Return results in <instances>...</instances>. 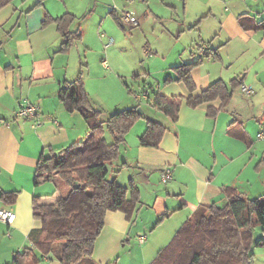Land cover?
I'll list each match as a JSON object with an SVG mask.
<instances>
[{"label": "crops", "instance_id": "1", "mask_svg": "<svg viewBox=\"0 0 264 264\" xmlns=\"http://www.w3.org/2000/svg\"><path fill=\"white\" fill-rule=\"evenodd\" d=\"M142 1L145 4L146 0ZM119 3L122 0H12L0 8V208L11 207L16 212L12 225L0 221V264L10 263L16 252L30 246V230L45 224L44 219L34 216L35 209L51 205L43 187L46 181H35L40 157L59 152L79 140L82 129H88L82 115L68 111L59 97L62 83L74 80L81 67L71 51H60L62 34L54 20L45 24L44 17L49 14L54 19L71 13L76 16L71 29L77 30L100 16L101 27L109 23L121 36L118 25L122 11L138 16L144 6L139 10L125 0L119 9ZM240 16H247L250 28L242 26ZM175 21L173 25H179V30L172 26L175 35L193 34L194 50L183 54L186 46L177 45L170 53L173 62L167 61L166 54L152 53L149 57L161 58L165 75L149 84V64L135 81L140 100L150 112L156 111L149 119L160 121L167 130L158 147L140 144L139 137L147 128L142 119L126 135V144L120 149L122 161L113 163L119 170L115 178L125 186L133 180L140 199L131 219L123 211L106 214L94 250L98 262L116 258V264H149L199 205L223 204L227 186H235L250 197L264 190V175L250 146L251 131L258 129L252 118L264 108V0H183L182 17ZM81 31L83 50L90 44V32L87 26ZM198 57L201 62L191 72L194 91L181 81L164 82L167 77H178L173 67ZM87 70L89 76L90 63ZM236 77L254 90L253 96L247 98L238 88L225 107L220 98L196 106L184 100L176 122L152 107L154 90L167 96H198L212 82L223 79L229 83ZM84 84L91 95L90 79L85 78ZM23 98L39 106L36 119L16 116ZM139 104L132 102L133 106ZM118 107L111 111L121 109ZM166 166L172 168L173 178L163 182L161 173ZM9 192L15 194L14 201L4 198ZM57 192L56 188L54 206ZM36 196L39 202L34 205ZM41 260L59 264L56 258Z\"/></svg>", "mask_w": 264, "mask_h": 264}, {"label": "trees", "instance_id": "2", "mask_svg": "<svg viewBox=\"0 0 264 264\" xmlns=\"http://www.w3.org/2000/svg\"><path fill=\"white\" fill-rule=\"evenodd\" d=\"M11 1L0 0V8ZM246 17L240 16V23L250 28ZM51 20L56 22L63 37L60 51L69 52L73 44L83 38L81 29H71L76 16L64 13L53 19L46 14L44 23ZM119 23L122 24V21L119 20ZM200 62L201 57H198L192 63L173 67L178 77H167L165 82L181 81L190 92L194 91L196 86L191 72ZM243 84V79L238 77L229 83L218 79L200 95L188 97L167 96L154 90L151 103L176 122L184 100L196 106L220 98L225 107ZM59 97L68 111L82 115L88 131L84 137L59 152L40 157L35 172L36 183L52 181L57 189L64 188V191L55 201L54 216L44 226L30 230L28 240L31 245L16 252L8 264H37L44 257L56 258L59 264H100L94 257V250L105 226L106 214L123 211L131 219L140 199L133 180L125 186L111 176L112 165L119 159L126 135L144 116L138 111L140 106L117 110L104 117L103 111L94 106L85 88L82 68L74 80L62 83ZM105 129L111 132L113 143L106 140ZM166 130L167 126L160 121L148 119L147 128L139 137L140 144L158 147ZM224 190L223 204L199 205L149 264H254V254L251 253L253 228L257 223L264 225V202L259 197L248 196L235 186H227ZM75 192L80 194L76 208L68 212L66 205ZM4 198L14 201L15 194L4 193ZM38 202L36 196L34 205ZM34 216L44 219L38 209L34 210Z\"/></svg>", "mask_w": 264, "mask_h": 264}, {"label": "rangeland", "instance_id": "3", "mask_svg": "<svg viewBox=\"0 0 264 264\" xmlns=\"http://www.w3.org/2000/svg\"><path fill=\"white\" fill-rule=\"evenodd\" d=\"M123 1L125 0H122V3H119V9H122V7L124 6ZM126 1L133 2L134 7L139 8V10L144 6L143 10L140 12V14H138L139 24L137 26L131 27L124 24L123 22L122 24H117L123 33V35L120 36V34L115 33V29L109 23H105V28L101 27L100 16H97L98 18L94 17L88 23L84 22L81 28L82 30L85 29V26L89 28L90 34L89 37H87V41H89L90 44L85 46L82 50L83 46L81 45V42L84 39L83 37L81 40L76 41L70 50L73 59H75L78 62L79 66L84 69V83L85 78L90 79V84L93 91L90 95L91 101L95 107H97L96 105H101L102 109L104 108L102 110L104 117H107L112 112H116L117 110L111 111L114 110L113 108L116 105L119 106L118 108H121L119 110H123L125 108L133 106L132 102H134L135 100L137 102H140L139 106L142 110H146L148 106L145 105V102H142L143 100L141 101L137 98V96L140 97L141 94L137 92L139 90V87L135 81L140 80V76L144 74V70L148 68L149 64H151L152 69V75L147 80L149 84L152 83L154 85V83L158 82V79L161 80L165 75V73H163L161 69V58L149 57L152 53L159 54L160 56L166 54L167 61L169 60V62H173L174 59L171 57L170 53L173 52L174 49H176L177 45H180L181 47L183 45L186 46V49H183V54L186 51L189 53L191 50H194V42L192 41L193 34L186 31V34L180 37L177 34L175 35V29H173L172 27L175 26L173 25L174 22H176L175 20H179V17H182L183 0H157L153 1L152 3L146 0L145 4H143L142 0ZM173 7H177L176 11L173 10ZM144 8H146L145 11ZM171 15L174 16L175 20L170 17ZM89 16L90 15H88V17ZM85 17L86 16L82 17L80 21H85ZM175 28L176 30H179V25L175 26ZM183 33H185V31H183L182 34ZM193 33L197 32L195 31ZM102 34H104L105 36H102ZM110 38L113 40V43L110 47L105 48L104 44ZM174 55L175 54H173V56ZM105 62L106 64H104ZM89 63L91 73L88 76L87 69ZM91 78L93 79V81L91 80ZM103 81L108 82V85L111 88L108 89V85L105 86L103 84ZM98 108L101 109L100 107ZM156 110L158 111L157 113L160 112V115H164L163 112L159 111L158 109ZM155 112L156 111L150 112V110H148L147 108V114L144 113V116L140 119L147 122L149 116H153V113ZM263 115L264 108L260 109L256 113L255 118H252L253 122L256 123L258 129H252L250 134V146L252 148L251 152L256 158L258 167L262 170V175H264V137L261 138L258 133L264 132ZM165 119L167 121V118ZM82 130V137H84L88 129ZM131 130L132 129H130V131ZM105 138L109 143L114 142V138L108 129H105ZM117 161L118 163H121L120 161H122V159L119 158V160ZM113 168L114 170L111 172V176H116V174H118V169L114 166ZM43 187L44 191L46 190V197L51 205H49L48 207H40L38 210L41 211V213L44 215L46 224V221L55 214L54 199L56 195L54 193L56 188L54 182L52 181H46ZM57 190V196H60L63 193L64 188L61 190ZM79 195V192H75L70 198L69 202L66 205V209L68 212L76 208ZM256 197L261 198L264 202V190L261 192L256 191L255 195H253L252 198ZM253 232L254 244L251 247V253L254 254V264H264V225L260 223L255 224ZM25 240L26 245L28 242L26 237ZM127 248H130L129 244ZM114 259L112 261L106 260L99 263H116L117 260ZM37 264H45V262L43 260H40Z\"/></svg>", "mask_w": 264, "mask_h": 264}, {"label": "built area", "instance_id": "4", "mask_svg": "<svg viewBox=\"0 0 264 264\" xmlns=\"http://www.w3.org/2000/svg\"><path fill=\"white\" fill-rule=\"evenodd\" d=\"M120 17H121V21L124 24L129 25L131 27L137 26L139 24L138 16L132 11L124 10ZM102 36H105V35L102 34ZM108 40L104 44L105 48L110 47L113 43V40L111 38ZM201 52H202L201 54L204 55L205 51L202 50ZM104 64H106V62ZM240 89L247 97H251L254 95V90L247 85L243 84L240 87ZM137 98L141 99V97L139 96H137ZM38 114H39V106L31 102L28 98L22 99L20 103V107L16 112L17 117L32 119V120L36 119L38 117ZM263 136L264 134L261 133V137ZM172 178H173L172 168L170 166L164 167L161 173V180L163 182H168ZM15 218H16V212L13 208L11 207H1L0 208V221L1 222L7 225H12L15 221Z\"/></svg>", "mask_w": 264, "mask_h": 264}, {"label": "water", "instance_id": "5", "mask_svg": "<svg viewBox=\"0 0 264 264\" xmlns=\"http://www.w3.org/2000/svg\"><path fill=\"white\" fill-rule=\"evenodd\" d=\"M139 113H143V110L139 107L138 108Z\"/></svg>", "mask_w": 264, "mask_h": 264}]
</instances>
